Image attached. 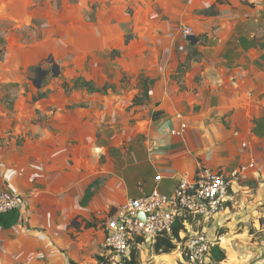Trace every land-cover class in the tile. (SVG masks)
<instances>
[{
  "label": "rangeland",
  "instance_id": "rangeland-1",
  "mask_svg": "<svg viewBox=\"0 0 264 264\" xmlns=\"http://www.w3.org/2000/svg\"><path fill=\"white\" fill-rule=\"evenodd\" d=\"M204 2L0 0V130H6L0 135V175L7 180L16 176L19 167L14 164L23 152L19 148L40 135L33 130H64L68 125L79 130L84 125L98 126L104 119L110 122L113 117L138 125L153 115L165 85L171 92H182L198 81L196 74L206 72L199 51L202 45H192L182 27L192 28L193 35L202 27L205 30L197 22L209 9H201L206 7ZM200 38L201 44L206 43ZM52 60L60 68L57 76ZM40 69L46 74L38 88ZM83 81L100 92L77 90L78 82ZM135 131L139 130L119 132L125 144L121 147L120 143L117 150L110 147L94 156L77 148L72 154L79 179L93 178L89 183L93 196L108 180L100 175L96 181L95 176L111 171L113 159H127L126 138ZM140 140L137 133L135 141ZM243 177L235 191L232 187L230 197H235L223 214L209 221L192 218L170 254H158L156 241L144 242L137 247L139 264H190L185 244L200 231L225 253L222 264H264V219L258 223L259 216L253 222L250 217L251 208L258 207L255 198L264 181L259 184L252 174ZM131 195L138 196L135 189ZM111 211H94L90 216L74 213L64 227L55 226L42 242L54 253L51 264H123L130 258L131 252L116 258L103 250V226L113 215ZM230 211L229 218L225 213ZM242 212L250 215L241 218ZM2 239L0 264H45L47 254H21L18 259ZM211 260L214 264L213 257Z\"/></svg>",
  "mask_w": 264,
  "mask_h": 264
},
{
  "label": "crops",
  "instance_id": "crops-1",
  "mask_svg": "<svg viewBox=\"0 0 264 264\" xmlns=\"http://www.w3.org/2000/svg\"><path fill=\"white\" fill-rule=\"evenodd\" d=\"M204 4L201 9L216 6L217 14L198 17L205 30L200 28L191 41L194 46L202 45L199 51L206 72L196 74L198 81L182 92H171L165 85L153 115L138 125L113 117L110 122L104 119L98 126L84 125L79 130H71L69 125L64 130H33L35 135L40 132L39 137L19 148L23 152L14 164L19 167L16 176L7 180L0 175V187L22 199L19 222L11 229H0V242L5 238L15 257L45 253V264H51L54 253L42 242L55 226L64 227L72 214L90 216L108 208L114 212L128 198L153 190L171 194L181 179H196L204 168L227 175L241 172L234 191L244 175L252 174L263 183L264 0H206ZM201 36L206 43L201 44ZM158 113L162 116L155 117ZM121 130H139L126 138L127 159H113L111 171L95 176L96 181L100 175L108 180L83 206L93 178L79 179L72 154L77 148L94 156L110 147L117 150L120 143L121 147L125 144ZM5 131L0 130V135ZM134 189L136 197L131 195ZM255 199L258 207L251 208L252 215L242 212L240 216L249 214L252 222L259 216V223L264 219V186ZM228 212L230 218L232 211Z\"/></svg>",
  "mask_w": 264,
  "mask_h": 264
},
{
  "label": "built area",
  "instance_id": "built-area-1",
  "mask_svg": "<svg viewBox=\"0 0 264 264\" xmlns=\"http://www.w3.org/2000/svg\"><path fill=\"white\" fill-rule=\"evenodd\" d=\"M182 33L189 39L193 36V29L184 26ZM240 174L227 175L204 168L196 179H181L171 194L153 190L137 198H128L104 223L103 250H108L116 258H123L136 239L155 242L161 236L171 235L177 221L185 216L204 221L215 218L231 201L230 192ZM21 204L19 195L0 187V217L19 210ZM184 225L188 228L189 222L186 220ZM183 233L185 231L181 236ZM211 246V239L204 231L191 235L185 244L187 261L190 264H210Z\"/></svg>",
  "mask_w": 264,
  "mask_h": 264
},
{
  "label": "trees",
  "instance_id": "trees-1",
  "mask_svg": "<svg viewBox=\"0 0 264 264\" xmlns=\"http://www.w3.org/2000/svg\"><path fill=\"white\" fill-rule=\"evenodd\" d=\"M216 14H217L216 6H212L207 11L203 12V15L205 16H215ZM78 83H80V87L77 90H81L80 88H82L92 92H100L99 90L94 88L92 83L90 82L83 81ZM41 98H44V96H41ZM154 116L161 117L162 114L158 113L155 114ZM92 195L93 193L91 192V190H88L81 204L83 206L86 205L87 202L91 199ZM19 219H20V213L18 210L3 215L0 217L1 228L5 230L11 229L19 222ZM186 220L188 222H192V218H187V216H185L184 218H181L177 221L171 235L161 236L156 240L154 244V248L158 254H170L174 250H176L178 243L182 240L181 233L186 230L184 225V222ZM142 243H144L143 239H136L135 243L131 246L133 250L130 249L131 252L130 258L127 259L125 258L123 264H139V253L137 247L139 246V244ZM211 256L216 262H223L224 260H226L225 253L220 249V247L215 242L212 243L211 246Z\"/></svg>",
  "mask_w": 264,
  "mask_h": 264
},
{
  "label": "water",
  "instance_id": "water-1",
  "mask_svg": "<svg viewBox=\"0 0 264 264\" xmlns=\"http://www.w3.org/2000/svg\"><path fill=\"white\" fill-rule=\"evenodd\" d=\"M189 40H195V38L193 37V36H191L190 38H189ZM51 63L54 65V73H55V76H57V74H59V72H60V68H59V66L54 62V60H52L51 61ZM45 74H46V72L45 71H42L41 69H40V71H39V79H38V81H37V86H38V88L40 87V82H41V80H42V78L45 76ZM141 216H142V214H140Z\"/></svg>",
  "mask_w": 264,
  "mask_h": 264
}]
</instances>
